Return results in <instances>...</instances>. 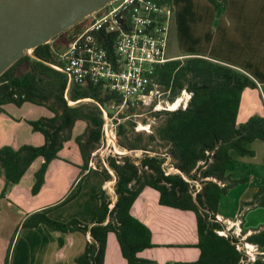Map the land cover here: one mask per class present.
Listing matches in <instances>:
<instances>
[{
    "label": "trees",
    "instance_id": "16d2710c",
    "mask_svg": "<svg viewBox=\"0 0 264 264\" xmlns=\"http://www.w3.org/2000/svg\"><path fill=\"white\" fill-rule=\"evenodd\" d=\"M154 1L172 7V0ZM209 1L217 9L227 6V0ZM90 17L49 43L39 45L33 52L36 58L24 56L0 76V110L6 104L22 106L30 102L53 113L51 117L28 120L34 131L43 134L42 145L0 148V175L5 178L1 197L21 181L35 160L42 158L32 187L33 194L39 193L50 163L59 157L64 143L73 138L76 123L84 121V131L74 138L83 157L80 180L63 201L28 215L24 228L45 224L51 231L89 232L91 241L76 256L78 264H105L111 232L116 234L128 264H155L139 255L157 246L152 242V230L132 213L137 198L150 187L159 192L160 205L196 214L198 241L194 246L199 248L200 255L194 262L177 264H264V226L246 237L245 230L239 236L232 230L224 235L220 231L226 225L217 219L221 197L231 188L249 182L248 177L233 179L228 173L229 165L234 162L231 152L254 156L249 145L257 139L264 141V116L254 115L246 122H238L243 91L257 87L258 83L234 67L205 57L172 59L156 68L155 80L163 91H170L172 101L183 89L192 93L185 109L150 112L156 117L150 132L137 130L133 115L139 113L138 105L129 104V109L115 119L118 144L128 151L142 153L139 158L112 154L106 158L108 168L97 166L106 181L115 179L116 198L106 189L95 193L97 207L89 223L78 218L60 221L50 216L54 209L74 200L81 192L83 174L90 168L92 153L102 142L105 122L102 108L107 109L112 102L122 103L118 94L99 84L68 86L66 74L52 66L61 64L59 54L92 22L93 19L88 20ZM95 36L113 57L114 34ZM109 115H113L110 110ZM171 166L178 172L168 173ZM248 206L264 207V185L258 186L251 201L241 203V209ZM246 244L258 248L253 261L249 259Z\"/></svg>",
    "mask_w": 264,
    "mask_h": 264
},
{
    "label": "crops",
    "instance_id": "0c3cea01",
    "mask_svg": "<svg viewBox=\"0 0 264 264\" xmlns=\"http://www.w3.org/2000/svg\"><path fill=\"white\" fill-rule=\"evenodd\" d=\"M172 9L167 56L171 60L205 57L255 79L258 86L243 91L238 122H246L254 115L264 116V0H227V6L220 9L209 0H172ZM34 106L45 108L30 102L22 106L12 103L3 106L0 110V148L4 145L19 148L34 143L32 141L37 146L44 143V136L42 140L40 132L34 131L28 120L51 117L53 113L48 110L37 116ZM85 127L77 134L73 131V138L64 143L59 157L50 163L39 193L33 194L32 187L42 158L33 162L5 197H1L5 178L0 175V264H78L76 256L91 241L89 232L63 233L51 231L45 224L36 228L22 225L31 213L63 201L80 180L81 153L72 157L64 154V150L75 142L74 138ZM249 148L254 150V156L232 151L234 162L228 169L233 179L248 177L249 182L231 188L221 197L218 208V216L226 228L241 233L245 230L244 237L264 226V207L241 209V203L251 201L258 186L264 185V141L257 139ZM107 185L108 181L99 171L85 170L79 195L54 209L50 216L60 221L78 218L89 223L97 207L93 195ZM149 196L156 203L148 201ZM158 199L159 192L146 187L133 204L132 213L150 227L152 242L157 245L139 255L155 264L196 261L200 255L199 248L194 246L198 241L196 214L160 205ZM105 264H128L113 232L108 236Z\"/></svg>",
    "mask_w": 264,
    "mask_h": 264
},
{
    "label": "built area",
    "instance_id": "2783aa9c",
    "mask_svg": "<svg viewBox=\"0 0 264 264\" xmlns=\"http://www.w3.org/2000/svg\"><path fill=\"white\" fill-rule=\"evenodd\" d=\"M103 8L101 12L91 15L92 22L68 44L65 51L59 54L58 59L61 64L53 65L66 74L68 86L72 83L99 84L104 89L118 94L122 98V103L112 102L107 109L102 108L104 118L108 117L109 110L114 112L115 109L127 107L129 104L139 106L149 95L169 96V100L162 106L160 105L162 100L157 102L155 100V104L153 100L149 106L151 113L185 109L192 97L191 92L183 89L181 96L179 94L172 101L170 91H163L155 80L157 66L171 60L167 56V47L173 15L172 7L154 0H115ZM96 33L114 34L113 57H110L107 49L96 41ZM176 102L178 104L175 106ZM155 122L156 117L151 115L147 126L142 127L141 130L150 132ZM105 124L104 122L102 142L107 131ZM137 130H140L138 126ZM111 143L122 148L118 144L115 123L107 141V144ZM95 152L96 150L92 154ZM117 152L124 153L118 150ZM103 162L108 167L105 160ZM110 172L112 173L111 170ZM170 172H178V170L171 166L168 173ZM217 219L223 222L218 215ZM231 230L226 228L220 233L227 235ZM232 232L237 236L241 234L240 231L232 230ZM246 249L249 259L255 260L258 248L246 244Z\"/></svg>",
    "mask_w": 264,
    "mask_h": 264
},
{
    "label": "water",
    "instance_id": "95a60500",
    "mask_svg": "<svg viewBox=\"0 0 264 264\" xmlns=\"http://www.w3.org/2000/svg\"><path fill=\"white\" fill-rule=\"evenodd\" d=\"M115 0H0V76ZM53 66V65H52Z\"/></svg>",
    "mask_w": 264,
    "mask_h": 264
},
{
    "label": "rangeland",
    "instance_id": "374dc122",
    "mask_svg": "<svg viewBox=\"0 0 264 264\" xmlns=\"http://www.w3.org/2000/svg\"><path fill=\"white\" fill-rule=\"evenodd\" d=\"M91 19H92V17H90L88 20H91ZM86 22H87V20H86ZM161 92L163 94V91H161ZM181 94L182 93H180V96H181ZM153 100H154V104H155V100H156V102L158 100H162V103L160 104L162 106L164 103H166L169 100V96L167 94H163L160 97L149 95L148 97H146V99H144V101L142 103H140L139 108H138L139 113L133 115L134 119L137 121V126L140 130L142 129V127L147 126L146 124L149 120V117L151 116L149 106ZM85 101H88V99H86ZM70 103L74 104L72 101H70ZM128 107L129 106L119 108V109H115L114 112H112L113 113L112 117L110 115H108L107 118L105 117V123H106L105 125L107 127V131L105 132L103 142H101L99 149H97L96 152L94 154H92V161H91V164H89V167H90L89 170L95 169V170L99 171L97 166H99V164L105 166L103 160H105V162H106V158L108 155L118 154L117 150L120 152L121 151L124 152L121 154L119 153L120 155L130 154L133 158H139L142 156V153L139 151L138 152L127 151V150L120 148L118 145L114 146L113 143L107 144L108 138H110V136H111V130L113 129V124L115 123L114 122L115 119L118 118L120 114H122L123 112L128 110L129 109ZM34 108L36 109L35 113L38 114L37 116H41L42 114L48 113V109L46 107L43 108V107L34 106ZM85 125H86V123L84 121H78V124L76 125V127H74L75 128L74 132L77 134L79 132L80 128H84ZM82 130H84V129H82ZM39 135L43 140V135L40 133H39ZM32 142L35 143V141H32ZM34 143H32V145H34ZM77 153L80 154L81 152L79 150L78 145L75 142H72L71 144H69L64 150V154L70 155L72 157L75 156V154H77ZM263 173H264V170H263ZM111 181L113 183L112 182L110 183L108 181L106 191L108 192V194L112 198H116L115 191H114L115 179H113ZM148 201H151L152 203H156V201H153L152 196L148 197Z\"/></svg>",
    "mask_w": 264,
    "mask_h": 264
},
{
    "label": "bare ground",
    "instance_id": "6f19581e",
    "mask_svg": "<svg viewBox=\"0 0 264 264\" xmlns=\"http://www.w3.org/2000/svg\"><path fill=\"white\" fill-rule=\"evenodd\" d=\"M178 104V102L175 103V106ZM250 245V244H249Z\"/></svg>",
    "mask_w": 264,
    "mask_h": 264
}]
</instances>
